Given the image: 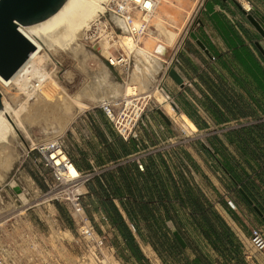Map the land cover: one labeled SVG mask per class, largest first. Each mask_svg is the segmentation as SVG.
<instances>
[{
	"label": "crops",
	"instance_id": "obj_1",
	"mask_svg": "<svg viewBox=\"0 0 264 264\" xmlns=\"http://www.w3.org/2000/svg\"><path fill=\"white\" fill-rule=\"evenodd\" d=\"M245 1L249 4L245 10L252 8L264 16V0ZM196 3L157 0L152 24L162 32V40L148 36L139 40L138 46L147 47L151 61L133 51L128 80L122 81L117 69L96 57L108 72L117 73L118 77H112L119 80H97L100 85L107 84L108 96L87 99L89 107L65 127L61 139L76 171L101 170L82 188L81 201L96 231L113 235L109 238L115 252L130 260L133 257L139 264H150L145 252L167 254L168 259L174 251H190L191 261L194 254L205 250L215 257L211 264H264V250L254 251L249 242L250 228L258 226L264 233V221L253 208L264 215V122L215 138L217 152L213 157L206 156L205 149L160 150L159 144L179 135L180 129L172 125L168 115L164 114L167 121L162 118L158 109L163 110L152 97L143 103L136 101L142 108L141 122L136 136L127 140L117 134L99 108L104 99H135L140 96L137 93L159 88L194 130L196 126L204 130L264 115V38L233 0H204L201 23L194 32L205 51L182 36L188 13ZM179 40L188 44L177 52L180 63L175 71L181 84L167 75L164 61L165 54L170 58L175 53ZM158 46L160 52L156 51ZM134 154H139L143 170L130 160ZM227 199L234 202V209L228 207ZM194 201L203 208L211 205L228 226L233 236L230 257L220 255V246L212 248L207 226L200 224V216L192 214ZM119 219L124 223L117 224ZM173 231L185 242L178 251Z\"/></svg>",
	"mask_w": 264,
	"mask_h": 264
},
{
	"label": "rangeland",
	"instance_id": "obj_2",
	"mask_svg": "<svg viewBox=\"0 0 264 264\" xmlns=\"http://www.w3.org/2000/svg\"><path fill=\"white\" fill-rule=\"evenodd\" d=\"M200 1L197 0L195 6L188 13L185 27L189 22L196 20ZM210 5L208 4L206 8L209 9ZM93 18L88 22V26ZM152 22L153 17L151 18ZM84 30L85 28L76 30L77 32H75L67 47L62 49L57 47L55 48L56 51H47L49 52L47 53L48 56L52 54L61 62L62 70L60 69V73L51 75L53 81L51 78L46 82L52 87L56 86L52 96L56 93L65 96L64 99L68 103H73L76 100L86 103V100L91 97L92 99L96 97V99L101 100L108 96V87H106V83L100 85L97 82H103V80L105 82L109 80L116 82L119 80L112 77L114 74L118 77L117 73L111 74L105 67L103 68V63L96 58L97 55H94L77 40V37ZM184 30L185 28L182 31L183 37H185ZM158 32L159 36L156 38L160 41L162 40L160 39L162 32L159 30ZM139 40H142V38H139ZM165 42L168 43L166 39ZM179 42L181 40L177 44ZM187 45L183 42L181 49H185ZM170 58L168 54L164 57V61L168 62ZM44 60L41 65L45 66L49 63L46 54ZM46 82L45 85H47ZM9 92L10 94L4 97V104L6 103L8 106H15L26 97L23 92L15 88V85L12 86ZM111 92L114 94V87H112ZM36 96L37 94L28 99L27 107L30 111H33L31 104L34 105L37 102L35 100ZM74 110L75 115L73 118L65 123V119L62 117V109L59 110L58 108V111L52 112L47 108H42L39 121L25 123L24 130L18 129L12 136L13 138L9 140V143L0 145V242L11 250V254L17 258L20 264H26L29 257L35 260L49 258L55 264L94 263L87 243L78 234L66 205L62 202L47 201L43 196L45 185L42 176L47 177V173L39 166L35 169L24 157L25 148L29 144L56 136L61 137L65 126L67 127L74 118L83 114L86 109L78 111L74 105L72 111ZM168 119L172 121V125L178 130L182 128L185 135L178 136L177 134L176 137L161 142L159 144L160 150L196 148L205 149L207 151L206 156L208 154L214 156L212 146L214 147L215 138H224L225 134L242 132L244 128L255 124L260 125L264 122V115H256L253 118L235 120L219 125L214 124L204 130H200L196 126L195 131L183 127L181 123H184V121L178 115L172 118L168 117ZM249 120H255L256 123L245 124ZM37 170L42 175H39ZM16 186L19 188V192L14 190ZM107 236L109 240V237L113 239V235L107 234ZM176 250L178 251L177 248ZM145 254L148 256L150 264H168L167 260L170 261V264H198L193 263L194 260H189L193 254L190 251L187 254L174 251L173 254H168L170 256L168 259L167 254L161 255L150 252H145ZM198 254L205 260V264L215 262V257L206 250ZM116 255L120 264H139L135 258L131 257L130 260L121 252L116 251ZM221 264L227 263L222 262Z\"/></svg>",
	"mask_w": 264,
	"mask_h": 264
},
{
	"label": "built area",
	"instance_id": "obj_3",
	"mask_svg": "<svg viewBox=\"0 0 264 264\" xmlns=\"http://www.w3.org/2000/svg\"><path fill=\"white\" fill-rule=\"evenodd\" d=\"M203 1L201 0L198 5L196 20L189 22L185 27L184 36L186 38L191 39L188 35L189 32H194L201 23L198 16ZM233 1L241 6L239 0ZM156 4L157 0H105L102 3V9L93 18L88 28L81 32L77 40L94 55L105 60L109 66L117 69L122 81L128 80L131 75L133 51L123 48L120 39L125 33L131 36L135 43L140 44L138 36L157 34L155 27L149 21L156 9ZM135 12L139 13L137 21L134 20ZM18 30L20 31L19 27ZM182 44L183 40L177 44L175 53L169 61H165L166 70L169 68L175 70L176 65L180 63L177 52L182 48ZM94 46H98V50ZM47 61L49 63L45 66L40 65V73L47 75L60 73L62 65L56 57L51 54L47 56ZM18 72L17 77L26 80L25 90L27 93H31V96L39 92L42 83L47 79V76L44 80L39 79L38 73H32L29 63H26L24 68ZM160 90L162 91V89ZM166 98L169 100L167 96ZM136 101L134 98L126 97L104 99L99 103V108L113 124L117 134L124 140L136 136L138 124L141 122L142 108L136 104ZM255 122V120H249L245 124L249 125ZM181 135H185L182 128H180L178 136ZM24 157L35 169L39 166L47 173V177L42 176L45 185L43 196L47 201L62 202L66 205L78 234L87 243L94 263L83 264H120L107 233L96 231L93 222L85 213L81 201L82 188L101 170L78 172L74 169V173H71L69 167H72V159L60 136L29 144L25 148ZM130 160L135 162L138 170H143L144 164L140 160L139 154L132 155ZM37 172L42 175L38 170ZM226 204L231 209L235 208L234 202L230 199L226 200ZM131 228H133L132 225ZM249 242L254 251L264 250V233L260 227L250 228ZM0 264H20L17 258L11 254V250L1 242ZM26 264L55 263L49 258L35 260L29 257Z\"/></svg>",
	"mask_w": 264,
	"mask_h": 264
},
{
	"label": "bare ground",
	"instance_id": "obj_4",
	"mask_svg": "<svg viewBox=\"0 0 264 264\" xmlns=\"http://www.w3.org/2000/svg\"><path fill=\"white\" fill-rule=\"evenodd\" d=\"M104 1L105 0H66L65 3L62 5V7L48 19L40 23L28 26L26 28L21 25H18L22 34H24V36L35 47L34 50L29 53L28 58L18 68V70H22L26 65V63H29L32 69V73H36V74L38 73L39 79L42 80H44V78H46L45 76H47L46 81H49L52 78L51 75L49 74L47 75L46 73L42 74L40 73V69H39L41 67L40 66L41 63L45 61L44 60L45 54L46 56H48L47 53L49 52L47 51L48 50L54 51L55 48L57 47L61 49L67 47L69 41L74 36L75 32H77L76 30L81 28H85V29L88 28V22L92 19V17H95L96 14L102 9V3ZM239 3L244 9L249 8V4L245 0H239ZM155 10L149 19L150 23H151V18L155 16ZM138 16L139 13L135 12V16H134L135 21L139 19ZM155 31L157 34L151 33L146 35V37L148 36L157 40L156 37L159 36V32L157 31L156 28ZM142 37L145 36H138L137 38L138 41L139 38ZM120 43L123 46V48L131 51H135V54H137L136 53L137 50L138 53L142 56V58L146 59L147 61H149V59L151 58V54L148 51L147 47L145 45L138 46V44L135 43L133 38L128 34L122 35L120 39ZM156 51L160 52L161 46H158ZM18 70L8 79H4L0 76V101H1L0 145L3 144L5 145L6 143H9V140L13 138L12 136L14 135V133L17 132L18 129L24 130L25 123L30 121H33L35 123L37 120L39 121L41 119L39 115L42 108L44 109L47 108L52 112L58 111V108L59 110L62 109L63 110L62 117L65 119V123H66L75 115V110L72 111V106L75 105L78 111L79 110L83 111V109L89 107L87 103L78 100L74 101L73 103H68V101L66 102L64 99L65 96L57 95V93L54 96H52L54 93V87L56 86L52 87L51 85H48L46 81H44L42 83L43 85L41 86L40 91L36 93L37 96L35 100H37V102H35L34 105L31 104L33 111H30L27 107V104H28V99H30L31 97V93H27V91L25 90L26 80H21L17 77L19 73ZM53 80L54 79L52 78V81ZM45 82L47 83V85H45ZM14 85L15 88L23 92L26 97L22 101L18 102V104L15 106H11V105L8 106L6 103L4 104L5 101L4 97L5 95L10 94L9 90ZM136 95L137 96L140 95V96L135 98V100L138 101L141 99L142 103L147 99V97H153L161 106V109L163 110L164 114L168 115L170 118L174 117L175 115L180 116V118L185 123V124L181 123L183 127H185L186 129L190 128L192 131H195L189 119L182 113L179 114L176 113V109L172 105V102L166 98L163 91H161L159 88H155L152 91L151 90L147 91L146 93H142V92L137 93ZM121 98H125V97L121 96ZM69 169L71 173H74L73 167H69Z\"/></svg>",
	"mask_w": 264,
	"mask_h": 264
},
{
	"label": "water",
	"instance_id": "obj_5",
	"mask_svg": "<svg viewBox=\"0 0 264 264\" xmlns=\"http://www.w3.org/2000/svg\"><path fill=\"white\" fill-rule=\"evenodd\" d=\"M65 1L66 0H0V76L2 78L8 79L13 75L26 61L29 53L35 48L18 30V25L26 28L48 19L62 7ZM239 7L241 8V6ZM242 10L249 22L264 38V16L252 8H250V10ZM188 35L200 48L205 50L194 32L191 31ZM94 48L98 50V46H94ZM159 54L164 56L162 53ZM167 75L177 84L182 83L181 77L173 68L168 69ZM172 105L175 107L173 103ZM158 112L165 121L168 120L160 109H158ZM14 190L19 192L17 186L14 187ZM241 193L251 202L242 190ZM253 208L264 221L262 212L256 206H253ZM172 234L178 244L181 247H185V242L181 235L177 231H173Z\"/></svg>",
	"mask_w": 264,
	"mask_h": 264
},
{
	"label": "trees",
	"instance_id": "obj_6",
	"mask_svg": "<svg viewBox=\"0 0 264 264\" xmlns=\"http://www.w3.org/2000/svg\"><path fill=\"white\" fill-rule=\"evenodd\" d=\"M255 125H258V124H255ZM212 148H213L214 153H216L217 151L215 150V147L212 146ZM219 163L224 168V170L227 171V173L230 176H232V174L229 172L227 167L225 165H223L220 161H219ZM232 178H233V176H232ZM192 206H193L192 214L200 216L201 217V223L200 224H202V225L205 224L207 226V230L205 231L206 237L208 238V240L210 238V243L212 245V248L216 250V249H219V246H220V250H219L220 255L222 257H224V256L230 257V255H231V251H230L231 248L230 247L233 243L232 242L233 236H232V233H230L229 228L226 225V223L211 208V205H207L206 208L205 207L203 208V207L199 206L197 201H194ZM123 223L124 222L122 219H119L117 221V224H119V225L123 224ZM211 235L214 236V239H212V240L210 237ZM175 247L178 250H180V245L178 244V242L176 240H175ZM194 255H195V259H194L193 263L205 264V260L199 254H194Z\"/></svg>",
	"mask_w": 264,
	"mask_h": 264
}]
</instances>
